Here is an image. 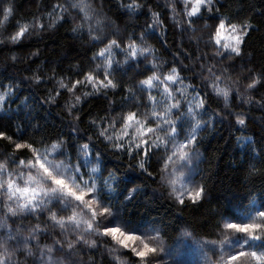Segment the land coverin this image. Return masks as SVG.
Segmentation results:
<instances>
[{"label":"snow or ice","instance_id":"1","mask_svg":"<svg viewBox=\"0 0 264 264\" xmlns=\"http://www.w3.org/2000/svg\"><path fill=\"white\" fill-rule=\"evenodd\" d=\"M28 3L31 15L18 16L16 0H0V68L16 67L21 56L28 62L22 72L0 74V193L8 201L0 199V251L23 264H125V256L132 264H188L190 241L194 264H264V191L250 193L239 214L213 209L200 231L154 218L126 223L135 189L147 186L140 177H159L181 208L208 199L202 134L222 124L246 129L254 110L264 112V64L246 51L259 27L220 0H121L122 28L89 0ZM73 13L95 17L90 54L67 69L57 57L42 72L40 48L26 45L64 24L76 38ZM167 22L195 43L199 54L189 63L163 58L153 43L165 39ZM25 85L43 92L18 96ZM61 97V124L52 129L36 111ZM96 100L100 107L85 118L83 105ZM237 139L248 141L237 161L245 180L264 178V135ZM108 156L121 163L107 165ZM127 172L136 175L125 184Z\"/></svg>","mask_w":264,"mask_h":264},{"label":"trees","instance_id":"2","mask_svg":"<svg viewBox=\"0 0 264 264\" xmlns=\"http://www.w3.org/2000/svg\"><path fill=\"white\" fill-rule=\"evenodd\" d=\"M18 5V16H30L35 9V4H29L28 0H16ZM121 0H105V7L109 15L113 18L124 21L121 15L119 4ZM126 2V0H125ZM156 0H153L155 3ZM162 3V0H160ZM220 3L225 9L232 13L242 12L248 15L252 24L259 27V31H253L248 37L246 44V51L251 53V59L259 66L264 64V0H220ZM144 16L139 17V23L142 24ZM132 24L133 22H129ZM69 24H64L60 28L45 34L37 41L29 42L27 47H39L41 54L37 63L45 61L42 72L49 69L50 63L57 57L62 61V68L67 69L71 61L82 59L89 55L87 48L82 47L78 41L73 38L70 31ZM139 30V29H137ZM165 39L160 41H153L156 47L160 49L161 56L169 60L182 59L185 63H189V55L195 56L197 52L195 43L189 42L188 35H182L178 29H175L171 22H167L166 27L161 33ZM190 50V51H189ZM34 60L36 58H33ZM4 60V56L0 55V61ZM27 61L23 56L16 62V67L0 68V74L9 75L15 74L18 70L23 71L27 65ZM198 63V62H197ZM43 92V88L33 91L32 88L25 85L17 91L18 96L30 94L35 98ZM117 96L120 93L116 94ZM15 99V98H14ZM64 102L61 97L57 106L48 108L45 105H40L36 111V118L42 123H47L50 128L55 129L61 124L60 105ZM101 101H90L84 104L83 108L86 110L85 118L88 113H95L100 107ZM213 108L216 104L213 102ZM103 114V113H101ZM248 128H241L239 126L233 127L229 124L218 125L215 130H210L207 134H202L201 151L204 153V161L202 164L203 173L207 178L208 199L200 206L195 207H178L172 200H168L164 196L151 195V186L148 189L146 196L150 197L151 207H144L143 212H139L138 208L142 206L139 200L136 201V206L133 212L129 214L131 217L126 222L133 226H139L141 221L149 219H159L164 223L175 227L177 224L189 223L200 231L206 228L207 224L213 219L212 210L225 211L226 213L239 214L243 202L247 199L250 193H255L257 197L264 191V183L259 176L252 177L251 180H245V165L240 160L242 153L247 151L245 147L248 143L247 139L239 140L238 137H245L253 135L260 137L264 135V112L254 110L251 118L248 121ZM109 166L120 164V161L113 159L111 156L106 158ZM135 176V174H132ZM150 185L152 182H149ZM143 207V206H142ZM185 260L188 264H194L197 256L196 249L191 245V242H186Z\"/></svg>","mask_w":264,"mask_h":264},{"label":"clouds","instance_id":"3","mask_svg":"<svg viewBox=\"0 0 264 264\" xmlns=\"http://www.w3.org/2000/svg\"><path fill=\"white\" fill-rule=\"evenodd\" d=\"M89 2L91 4V6L94 9L98 10L101 14L107 13L109 15L108 10L105 7V0H89ZM109 16L112 18V21L116 26H119L121 28L123 27L124 23L122 21H119V20L113 18L111 15H109ZM73 17H74L73 26L76 27V29H77L76 38H74V37L73 38L76 41H78L82 47L87 48L88 45H87V43H85V41H87L89 38L90 27L95 26V17L83 20V19H80L79 17H77L75 13H73ZM79 63H80V61L78 59H74L71 61L70 66H76ZM106 164L108 165L107 160H106ZM112 166H115V165H112ZM114 170H118V169H114ZM27 174H28L27 171H25V175H27ZM32 174L36 175L35 172H33ZM132 174H135V173H132V172L125 173L124 177L122 178L123 182L125 184L128 183L129 178L133 176ZM137 183H144L147 185L144 188L135 189V192H136L137 197H138L137 200L140 201V203L142 204L143 207H151L152 206L150 201L146 202L144 200V197L147 195L148 189L150 186H151V195L153 197L159 195V196H164L168 200L173 201L171 193H170L167 185L165 183H163L159 177H157L156 180L151 183V185L148 181L144 180V178H142V177L138 178ZM121 191H123V188H121ZM41 195H43V193H41ZM5 196H6L5 193H0V199H4ZM7 202L8 201L6 199H4V203H7ZM149 222H150L149 220L143 219L138 227H142ZM151 222H153V223H164L163 221H161L159 219H154ZM126 223L129 224L131 222H126ZM106 246L111 247V242H107ZM0 256L9 257L10 264H23L22 259H19L14 253L10 254L9 251H0ZM123 259H124L125 264H132V258L131 257L125 256V257H123Z\"/></svg>","mask_w":264,"mask_h":264}]
</instances>
